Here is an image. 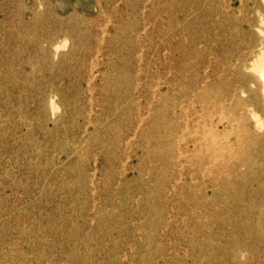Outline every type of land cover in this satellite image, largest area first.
I'll return each mask as SVG.
<instances>
[{
	"label": "rangeland",
	"instance_id": "1",
	"mask_svg": "<svg viewBox=\"0 0 264 264\" xmlns=\"http://www.w3.org/2000/svg\"><path fill=\"white\" fill-rule=\"evenodd\" d=\"M136 1L139 14L129 10L134 0H102L101 9L94 0H0V264H264V204L252 202L264 199V125L258 141L230 153L239 160L252 151L263 164L249 187L221 197L200 179L206 206L182 201L172 175L161 185L148 143L133 131L148 116L151 86L165 88L160 50L168 37L183 50L194 43L187 52L207 71L218 56L245 52L246 72L259 75L264 0H217L215 17L210 0ZM54 16L68 19L75 43L45 42L46 30L62 27ZM218 118L202 129H215Z\"/></svg>",
	"mask_w": 264,
	"mask_h": 264
},
{
	"label": "bare ground",
	"instance_id": "2",
	"mask_svg": "<svg viewBox=\"0 0 264 264\" xmlns=\"http://www.w3.org/2000/svg\"><path fill=\"white\" fill-rule=\"evenodd\" d=\"M134 1L135 4L129 10L139 14L142 12L141 5L137 3L138 1ZM215 1L217 0H210L211 5L208 4L209 11L214 17L221 13V9L216 10L211 7ZM170 4L175 6L177 3L173 1ZM170 4L167 6L168 9L171 8ZM93 5L92 7L98 9L103 8L102 0H94ZM240 5L243 6V3ZM92 7L85 4L82 10L88 13ZM195 7L196 5L190 8L183 5V9L190 10L191 13L194 12ZM36 17H40L37 12ZM51 20H55L62 27L54 31L50 28V32L46 30L49 35L46 36L45 42L50 46H55L59 40H72L75 43L76 39L73 37L77 31L69 27L68 19L61 20L54 16ZM229 22L228 19L224 20V24ZM246 25L250 45L256 47L257 43H261L254 34L256 21L250 19ZM138 27L139 25L133 23L131 29L136 33ZM162 33L159 28L158 34ZM175 37L166 38L165 52L160 50V56L164 58L162 78L165 88L151 86V100H147L148 116L143 117L140 114L135 120L133 131L136 136L144 138L148 143L144 154L148 155L150 164L158 170L160 181L162 179L161 185L167 187L172 175L176 178L175 182L185 191L182 201L187 202L192 199L198 205H212L208 195H200L196 192V189L206 187L200 179H207L213 191L224 197L229 189L236 185L243 189L248 188L255 170L263 167L262 163L255 160L257 155L252 151H246L244 157L239 160H231L230 153H235L232 147L234 144L240 145L260 139L257 131L264 125V119L258 118V112L264 113V51L259 56L261 68L257 76L246 72L248 54L245 52L239 58L233 53L224 54L223 57L218 56L216 69L207 71L203 63L196 61L195 53L191 55L187 52L194 51V43L183 50L181 48L183 41L181 44ZM80 43L84 44L83 39ZM135 46V42L131 44V47ZM152 64L154 62L150 58L149 66ZM147 74L149 77L151 72L148 71ZM250 84L255 85V89ZM241 93L247 94L250 99H240ZM251 97L255 102H252ZM231 110L232 116H229L227 112ZM216 115H219V118L212 122L216 128L211 126L212 130L204 131L202 122ZM235 121L238 126L234 124ZM229 126H231L230 130ZM260 154L262 156L263 151ZM241 167H246L247 172L239 171ZM224 170L231 171V174L225 175ZM262 180L264 181V178ZM260 184L263 182L261 181ZM252 202L256 208H259L264 204V199L255 198ZM248 204L243 203V206L247 207Z\"/></svg>",
	"mask_w": 264,
	"mask_h": 264
}]
</instances>
